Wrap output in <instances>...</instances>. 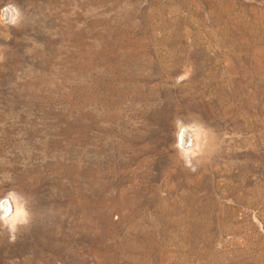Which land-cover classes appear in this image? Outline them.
Masks as SVG:
<instances>
[{
	"label": "rangeland",
	"instance_id": "obj_1",
	"mask_svg": "<svg viewBox=\"0 0 264 264\" xmlns=\"http://www.w3.org/2000/svg\"><path fill=\"white\" fill-rule=\"evenodd\" d=\"M12 197L0 264H264V0H0Z\"/></svg>",
	"mask_w": 264,
	"mask_h": 264
},
{
	"label": "bare ground",
	"instance_id": "obj_2",
	"mask_svg": "<svg viewBox=\"0 0 264 264\" xmlns=\"http://www.w3.org/2000/svg\"><path fill=\"white\" fill-rule=\"evenodd\" d=\"M185 131V130H184ZM186 131H188V130H186ZM192 133H191V135L193 134V133H197L196 131L195 132H193V131H191ZM182 133H184V132H182ZM187 134V133H186ZM186 134H182L181 136H180V139H181V145H185L184 143H185V138H184V136L186 135ZM194 135V134H193ZM192 135V136H193ZM198 135V134H197ZM190 136V135H189ZM196 136V135H195ZM199 136H200V134H199ZM190 138V137H189ZM197 138V137H196ZM199 138V137H198ZM179 139V138H178ZM179 139V140H180ZM193 139H191L190 141H192ZM198 140V139H197ZM196 140V141H197ZM187 141V143H188V140H186ZM189 141V142H190ZM199 142V141H198ZM192 143H194V142H192ZM192 143L190 144V146L192 145ZM197 143V142H196ZM187 146H188V144H187ZM185 147H186V145H185ZM189 147V146H188ZM187 147V148H188ZM186 148V149H187ZM9 200L10 199H7V200H5V201H3L2 202V204L0 205L1 206V209H0V214H3L4 215V217H5V219H6V221H8L9 222V225L11 224V223H13L15 220H20L22 217H24L25 215H24V210H23V205L21 206L20 205V203L18 202V201H16V200H14L13 199V197H12V200H11V202H13V204L12 203H10L9 202ZM12 213H15V215H13L12 217H10V215L12 214ZM9 217V218H8ZM13 217H15V219L13 218ZM8 218V219H7ZM13 219H14V221H13ZM15 224V223H14Z\"/></svg>",
	"mask_w": 264,
	"mask_h": 264
},
{
	"label": "clouds",
	"instance_id": "obj_3",
	"mask_svg": "<svg viewBox=\"0 0 264 264\" xmlns=\"http://www.w3.org/2000/svg\"><path fill=\"white\" fill-rule=\"evenodd\" d=\"M4 11L9 14L8 23L15 25L20 15L18 8L16 6L9 5Z\"/></svg>",
	"mask_w": 264,
	"mask_h": 264
}]
</instances>
